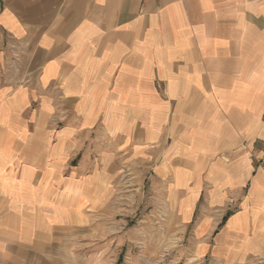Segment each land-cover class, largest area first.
<instances>
[{
	"label": "crops",
	"instance_id": "0c3cea01",
	"mask_svg": "<svg viewBox=\"0 0 264 264\" xmlns=\"http://www.w3.org/2000/svg\"><path fill=\"white\" fill-rule=\"evenodd\" d=\"M263 116L264 0H0V264H113L149 145L216 178L198 256L264 264Z\"/></svg>",
	"mask_w": 264,
	"mask_h": 264
},
{
	"label": "rangeland",
	"instance_id": "374dc122",
	"mask_svg": "<svg viewBox=\"0 0 264 264\" xmlns=\"http://www.w3.org/2000/svg\"><path fill=\"white\" fill-rule=\"evenodd\" d=\"M155 147H148L146 173L142 171L140 174L139 162H132L129 164L125 191L120 190L114 194L115 203L111 215L116 220L117 234L126 240L120 241L113 264H209L210 253L198 256V250L203 248L204 243L214 248L215 237L212 241L210 237L205 241L203 236H195L193 233L197 222L219 212L205 205L207 190L216 178L208 175L211 170L205 169L207 162L203 161L204 155L199 156L201 159L191 158L192 155L186 151L171 154L170 146L167 145L161 146L158 152ZM241 148L252 150L254 165H264L263 139L257 140L253 149H248L250 146L246 143ZM119 180L120 184L125 183L123 178ZM250 182L251 177L245 189ZM124 192H127V197L123 196ZM194 192L199 197L193 218L188 221V211L181 206L192 203L191 200L196 197H193ZM232 204L223 215L239 209L234 202Z\"/></svg>",
	"mask_w": 264,
	"mask_h": 264
},
{
	"label": "trees",
	"instance_id": "16d2710c",
	"mask_svg": "<svg viewBox=\"0 0 264 264\" xmlns=\"http://www.w3.org/2000/svg\"><path fill=\"white\" fill-rule=\"evenodd\" d=\"M229 214H230V213L228 212V213L226 214V216L223 217V219H222V223L225 221L226 217H227ZM118 263H119V262H118ZM118 263H117V264H118Z\"/></svg>",
	"mask_w": 264,
	"mask_h": 264
}]
</instances>
